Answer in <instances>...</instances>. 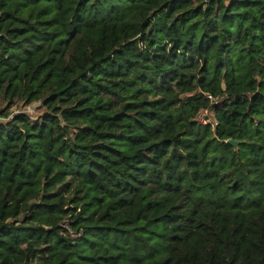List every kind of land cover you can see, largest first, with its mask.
I'll return each instance as SVG.
<instances>
[{
  "label": "trees",
  "instance_id": "16d2710c",
  "mask_svg": "<svg viewBox=\"0 0 264 264\" xmlns=\"http://www.w3.org/2000/svg\"><path fill=\"white\" fill-rule=\"evenodd\" d=\"M6 117L0 264H264V0H0Z\"/></svg>",
  "mask_w": 264,
  "mask_h": 264
},
{
  "label": "built area",
  "instance_id": "2783aa9c",
  "mask_svg": "<svg viewBox=\"0 0 264 264\" xmlns=\"http://www.w3.org/2000/svg\"><path fill=\"white\" fill-rule=\"evenodd\" d=\"M207 98H209V100H211L213 103H216L217 102V99L216 98H213L212 96L210 95H207ZM17 113H28L30 114L31 116H35V114L37 113V106H35L34 104L32 105H27V106H24L22 108H19V109H15L11 114H17ZM203 113L205 112H202L199 116H198V120L201 121L202 123H207L208 121L211 122L212 126L213 127H216L217 126V121L215 120H212V119H208L206 118V115ZM207 113V112H206ZM9 117H6L5 120H7ZM62 226L66 229V231L69 233V235L71 237H75L76 234L71 230L70 226H69V221H66L62 224Z\"/></svg>",
  "mask_w": 264,
  "mask_h": 264
},
{
  "label": "water",
  "instance_id": "95a60500",
  "mask_svg": "<svg viewBox=\"0 0 264 264\" xmlns=\"http://www.w3.org/2000/svg\"><path fill=\"white\" fill-rule=\"evenodd\" d=\"M225 143L232 146L234 149H236L238 145L240 144V141L236 139H227Z\"/></svg>",
  "mask_w": 264,
  "mask_h": 264
},
{
  "label": "rangeland",
  "instance_id": "374dc122",
  "mask_svg": "<svg viewBox=\"0 0 264 264\" xmlns=\"http://www.w3.org/2000/svg\"><path fill=\"white\" fill-rule=\"evenodd\" d=\"M34 105L36 106L37 105V103H34ZM19 108H22L21 107V104H17V105H14L13 107H11L10 109H9V111L11 110V112H13L15 109H19ZM42 112V110L40 111V113ZM206 115L207 113L205 112V113H203V115ZM0 120H5V118H0Z\"/></svg>",
  "mask_w": 264,
  "mask_h": 264
}]
</instances>
